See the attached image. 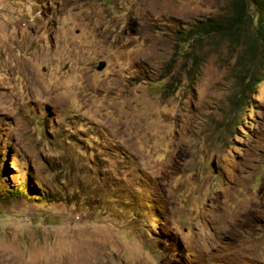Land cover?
I'll list each match as a JSON object with an SVG mask.
<instances>
[{"label":"rangeland","instance_id":"obj_1","mask_svg":"<svg viewBox=\"0 0 264 264\" xmlns=\"http://www.w3.org/2000/svg\"><path fill=\"white\" fill-rule=\"evenodd\" d=\"M225 4L0 0V264H264V75L184 54Z\"/></svg>","mask_w":264,"mask_h":264},{"label":"trees","instance_id":"obj_2","mask_svg":"<svg viewBox=\"0 0 264 264\" xmlns=\"http://www.w3.org/2000/svg\"><path fill=\"white\" fill-rule=\"evenodd\" d=\"M225 8L217 15L191 26L186 33L191 53L197 40L218 39L229 48H239L236 72L239 87L250 90L264 75V0H226ZM196 47V46H195ZM193 61L192 69L195 66ZM244 90L240 88L234 98V105L244 99ZM18 194V193H17ZM16 194V195H17Z\"/></svg>","mask_w":264,"mask_h":264},{"label":"water","instance_id":"obj_3","mask_svg":"<svg viewBox=\"0 0 264 264\" xmlns=\"http://www.w3.org/2000/svg\"><path fill=\"white\" fill-rule=\"evenodd\" d=\"M103 67H104V63L101 62V63L98 65L97 69H98V70H101Z\"/></svg>","mask_w":264,"mask_h":264},{"label":"clouds","instance_id":"obj_4","mask_svg":"<svg viewBox=\"0 0 264 264\" xmlns=\"http://www.w3.org/2000/svg\"><path fill=\"white\" fill-rule=\"evenodd\" d=\"M263 68H264V67H263ZM258 83H259V82H258ZM255 86H256V85H255ZM244 99H245V98H244ZM244 99H243V100H244ZM240 102H242V101H240ZM239 104H240V103H239ZM237 105H238V104H237Z\"/></svg>","mask_w":264,"mask_h":264}]
</instances>
